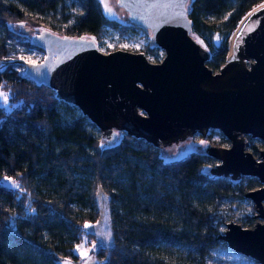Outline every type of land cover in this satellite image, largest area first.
I'll list each match as a JSON object with an SVG mask.
<instances>
[{
    "label": "trees",
    "instance_id": "trees-1",
    "mask_svg": "<svg viewBox=\"0 0 264 264\" xmlns=\"http://www.w3.org/2000/svg\"><path fill=\"white\" fill-rule=\"evenodd\" d=\"M261 1L189 0L192 33L211 52L208 66L223 63L228 33ZM57 14L59 26L50 21ZM27 24L95 41L108 30L119 38L146 31L105 16L99 0H0V85L11 93L10 108L0 107V180L18 185L0 181V264L79 262L74 243L92 235L98 194L106 198L111 241L95 251L102 264H186L168 259L177 252L204 264L213 251L228 250L217 238L225 217L220 205L242 198L241 184L253 187L257 179L211 176L203 167L215 160L199 151L164 160L155 146L126 134L102 145L75 105L23 74L17 45L42 51L16 29ZM143 50L160 57L150 41Z\"/></svg>",
    "mask_w": 264,
    "mask_h": 264
},
{
    "label": "water",
    "instance_id": "water-1",
    "mask_svg": "<svg viewBox=\"0 0 264 264\" xmlns=\"http://www.w3.org/2000/svg\"><path fill=\"white\" fill-rule=\"evenodd\" d=\"M116 1L163 52L159 60L143 51H101L92 37L40 29L30 39L43 56L21 60L23 74L75 105L106 142L126 134L164 147L196 133L205 137L210 129L221 132L228 146L208 143L200 151L216 161L206 171L232 181L256 177L262 184L243 196L263 222L249 228L229 220L217 238L264 264V149L257 160L245 139L264 144V0L240 18L217 70L192 33L189 0Z\"/></svg>",
    "mask_w": 264,
    "mask_h": 264
},
{
    "label": "rangeland",
    "instance_id": "rangeland-1",
    "mask_svg": "<svg viewBox=\"0 0 264 264\" xmlns=\"http://www.w3.org/2000/svg\"><path fill=\"white\" fill-rule=\"evenodd\" d=\"M101 4V8L105 16L109 18H118L121 20H129L127 13L117 4L116 0H99ZM260 3V2H259ZM105 4L111 9L109 13L105 9ZM78 5L76 4L73 7V11H78ZM59 14H57L54 20H50L51 22L57 23L59 26L60 22H58ZM209 21H217L214 17H209ZM16 27V26H15ZM16 29L27 37H31L36 31H39L41 28H33L30 25H20L16 27ZM231 30L227 35V42L228 46L230 47V41L232 37ZM199 42L202 43L204 47L209 49L207 45L204 43L202 38L197 36ZM221 37L219 34H214L212 37L213 44H217L220 41ZM149 41L148 39V32L146 31H139L136 35L132 36H123L119 38L116 31L108 30L101 40L96 41L98 48L101 51H109L115 48H122L127 49L130 51H143L144 46ZM160 57L161 58L163 52L159 49ZM145 53V52H144ZM147 58L151 61L155 60L150 54L145 53ZM43 56V51L39 52L34 48H24L22 45H17L16 51L14 52V58H17L22 61H38ZM213 70H217V68H212ZM0 93L7 94V106L3 107L4 110H8L10 108V90L8 87L0 85ZM120 134L118 137L111 142H106L102 140V145H108L111 143H115L118 141ZM245 139L249 142L247 149L254 155V157L259 160L260 156L258 150L264 149V144L257 138H251L250 136L246 135ZM208 143L212 145H221V146H228L229 140L226 139L221 132L217 129H213V132L210 134L209 131L205 137H202L200 134L196 133L191 135L190 137L178 140L177 142H172L170 144L165 145L164 147H156L163 157L164 160H173L178 159L186 156L187 154L193 151H202L203 147H205ZM213 163L207 164L203 167V170H206L209 166ZM253 177V176H252ZM256 178V177H255ZM257 179V178H256ZM1 182H5L12 187L9 183V179L2 178ZM258 181V180H257ZM262 183L258 181L257 185L253 187H248L246 182L241 184L242 192H245L251 188H255ZM96 203L99 208V219L91 225L90 231L92 235H85L78 243H74V249L80 256L79 262H74L72 260H61L59 264H85L87 262H95L96 264H102L101 259H98L95 256V251L97 250L99 245H109L110 244V231H109V224H108V213H107V204L106 198L103 194H98L96 196ZM264 205V200H263ZM219 213H222L224 217V221L220 225V232L223 231L225 228V223L229 220L235 221L239 223L242 227H253L257 221L263 222L262 218L254 217L256 213L253 207V202L247 198L242 197L239 199H235L232 202H224L220 205ZM83 244V248L78 250V246ZM84 252L86 255H82L81 253ZM215 256L213 258H207L204 261V264H260L255 259L244 256L238 252L233 251L228 247V250H215L212 252ZM171 261H184L186 264H199V258L191 259L189 257L182 256L181 253L177 252L175 255L168 257Z\"/></svg>",
    "mask_w": 264,
    "mask_h": 264
},
{
    "label": "snow or ice",
    "instance_id": "snow-or-ice-1",
    "mask_svg": "<svg viewBox=\"0 0 264 264\" xmlns=\"http://www.w3.org/2000/svg\"><path fill=\"white\" fill-rule=\"evenodd\" d=\"M105 9L110 13L111 9L108 7L107 4H105ZM7 94L0 93V107H6L7 106ZM7 179V178H6ZM9 183L12 185V187H18V185L15 183V181H9ZM85 227H88V225H85ZM83 248V244L78 246V250ZM82 255H86V253L82 252ZM67 264V262H65Z\"/></svg>",
    "mask_w": 264,
    "mask_h": 264
},
{
    "label": "flooded vegetation",
    "instance_id": "flooded-vegetation-1",
    "mask_svg": "<svg viewBox=\"0 0 264 264\" xmlns=\"http://www.w3.org/2000/svg\"><path fill=\"white\" fill-rule=\"evenodd\" d=\"M216 162V161H215Z\"/></svg>",
    "mask_w": 264,
    "mask_h": 264
}]
</instances>
